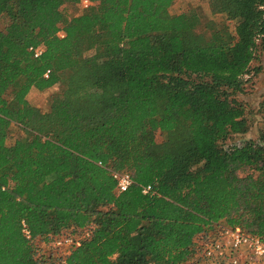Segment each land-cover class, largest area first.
Returning <instances> with one entry per match:
<instances>
[{
  "label": "trees",
  "instance_id": "1",
  "mask_svg": "<svg viewBox=\"0 0 264 264\" xmlns=\"http://www.w3.org/2000/svg\"><path fill=\"white\" fill-rule=\"evenodd\" d=\"M83 1L0 0V264H186L226 228L264 241V100L237 99L262 72L264 0H211L220 22L182 0L63 9ZM54 87L46 112L30 103ZM67 233L61 258L37 244Z\"/></svg>",
  "mask_w": 264,
  "mask_h": 264
},
{
  "label": "built area",
  "instance_id": "2",
  "mask_svg": "<svg viewBox=\"0 0 264 264\" xmlns=\"http://www.w3.org/2000/svg\"><path fill=\"white\" fill-rule=\"evenodd\" d=\"M83 3L85 7L91 5L88 0H84ZM41 54L42 51H37L36 57ZM114 177L117 180L119 193L126 192L133 184L130 174L115 173ZM150 190L151 188L147 187L143 192L148 193ZM24 233L28 239L31 238L26 227ZM80 244L81 239L72 235L55 238L51 243L55 249L78 247ZM198 253L203 259V264L204 262L208 264H253L254 260L264 261V241L256 236L243 233L240 228H226L217 238L200 242Z\"/></svg>",
  "mask_w": 264,
  "mask_h": 264
},
{
  "label": "rangeland",
  "instance_id": "3",
  "mask_svg": "<svg viewBox=\"0 0 264 264\" xmlns=\"http://www.w3.org/2000/svg\"><path fill=\"white\" fill-rule=\"evenodd\" d=\"M182 1L186 2L185 3V9H188L189 4H192L190 7H193V5L195 7L198 6L200 11L203 14H205L206 15L205 17H207V18L214 19V20H216L218 22H220V21H222L224 19V17L219 16L218 10L216 8V5L211 0H182ZM84 8H86V7H85L83 2L81 4H77V5H75V4H67L66 6L63 7V9H65L66 12L69 15H71V16H79V15H81ZM212 11L215 14H213ZM259 65L262 66V72L254 80L253 88H250L249 89V93H247L246 95L238 96V98H237L239 101H242V102L246 103L247 106H249V107H251L253 109L257 108L259 103H261L264 100V53L262 54L259 63H256V66H259ZM68 72H70V71H66L64 73L68 74ZM56 92H57L56 87H54L52 89H49L47 91H44V92H41V91H39L37 89H33L30 92V94L28 96V99H29V101H30V103L32 105H34L35 107L39 108L43 112H46L49 109L51 99H52V97L54 96V94ZM258 124H259V122H255L256 129H254L252 132H250L246 136V138L250 139V138L255 137L256 132L258 131V129H257L258 128ZM10 133H11L12 139L14 141L18 137H20V135L23 132H21L18 128L13 127L11 129ZM229 143H231V142H229ZM65 235H73L75 238H79V239L82 238V235H80V234H69V233H67ZM214 238H217V237H214ZM37 244H38L39 248H41L42 252L45 253V254H48V255L52 254V255H54V256H56L58 258H61L62 256H64L63 253L65 252L64 249H66V248H63L61 250H56L55 248L52 247L51 244L46 245V244H44L41 241H38ZM202 260L203 259L201 258V255H199L198 247H197L196 251H195V255L186 264H203ZM253 262H254L253 264H264V261H258V260L256 261V260H254ZM204 264H208V263L204 262Z\"/></svg>",
  "mask_w": 264,
  "mask_h": 264
}]
</instances>
